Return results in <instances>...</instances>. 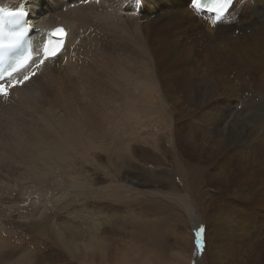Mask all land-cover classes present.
I'll return each mask as SVG.
<instances>
[{
	"label": "rangeland",
	"instance_id": "obj_1",
	"mask_svg": "<svg viewBox=\"0 0 264 264\" xmlns=\"http://www.w3.org/2000/svg\"><path fill=\"white\" fill-rule=\"evenodd\" d=\"M181 1L184 4L180 7L166 5L168 7L166 12L173 14L171 18L161 14L158 6L155 8L144 6L137 12L140 24L143 25V39L148 46L146 63L153 67L150 74L155 76L154 79H157L158 73L164 80L157 82L164 100L160 93L154 91L150 93L151 102H143V99L133 106H126L125 102L119 101L109 112L112 118L117 119L120 128L135 109L146 117H153L155 111L150 113L146 106L152 103L155 107L162 103L161 109H157L161 121L154 124L153 133L158 131L157 136L166 154L158 152L160 156H157L155 150L149 147L151 146L149 143L146 146L149 151H146L158 158L143 160L141 153L144 149L137 146H144V142L133 141L136 144L134 154L124 151L114 165H106L103 160L100 165L84 160L77 161L79 158L73 157L74 164L65 168V171L51 158H39L40 161L35 163L34 167H28L23 174L30 176L31 179L23 180L24 184L34 185L40 199L54 198L51 199L53 211L50 213L54 215L52 217L57 227L60 226L61 229L68 225V229L82 234L74 240V246L70 247L71 251H74L71 252L70 249L67 250L68 246L62 247L63 244L59 246V242L56 244L52 231L44 234L46 230H41L40 234L37 232L38 235L29 231L32 223L29 226L20 225L17 230L20 248L25 244L27 247H35L32 252L33 255L36 254L33 257L35 260L33 264H195L196 258L201 255L205 256L202 264H264V173L253 174L249 168L242 177L237 178L238 165L230 154L232 153L230 146L226 148L227 153L224 150L220 152L217 148V143L227 144L225 137L235 138L234 142H229L233 146L240 138L230 135L232 128L229 121L242 128L245 136L246 130L248 133L250 130L244 129V123H249L247 126L250 127L252 118L256 117L254 114L256 109L262 114L264 121V69L260 68L261 64L258 62L260 66L256 67L253 74L242 77L245 70L240 71L238 64L245 58L240 56L237 60L225 56L222 62L226 66L222 70L210 69L209 66L206 67V63L213 62L215 56L213 53L209 58L203 54L205 52L198 53L200 61L203 59L205 62L200 67L201 63L196 60H184L189 48L191 49L189 52L196 49L197 46H192L194 44L186 48L184 59L180 57L178 55L180 48L176 49L173 45L179 41V35L181 38L180 30L190 27L193 18L187 0ZM236 11L239 15L241 9L237 7ZM127 14L126 8L119 10L123 21ZM206 22L207 20L201 23ZM203 27L200 29V26L196 25L192 31L193 35L197 36ZM170 42L174 50L171 49ZM185 42L191 44L194 40L191 43L188 40ZM222 43L224 45L225 42ZM74 49L78 50V47L75 46ZM249 54L251 55L246 54L248 60H258L257 55ZM231 57L235 59L236 53L233 52ZM58 62H54L52 66L57 67L60 63ZM195 67L206 69L205 74L201 75L203 71ZM170 69L176 71H172L176 79L185 82L182 88L176 86L175 79L171 81L164 78V75L170 74ZM216 70L218 81L211 85L209 74H215ZM227 107L233 108L234 113L231 111L230 115L224 118L225 121L221 120L222 117L212 120H220V135L211 137L208 127L212 126L208 124L205 126L207 131L201 137L204 128L201 126L205 123L198 119L201 113L205 110L207 113L217 114ZM4 109L5 107L0 108V111ZM1 117L2 120L8 118L6 114ZM257 131L260 133L254 139L250 136L244 139L241 144L242 150L250 151V144L258 140L257 137L259 139L264 137V125H259ZM151 138L154 137L148 136L150 142ZM190 145L196 149L192 150ZM196 145L201 149L198 150ZM262 165L264 166V162ZM145 169L152 172L150 177L145 178L148 174L145 173ZM60 170L66 177L63 180H49L45 174L50 171L61 172ZM141 173L143 179H140V182L130 183V179L139 178ZM155 177L160 180H155ZM48 188L50 193L46 192ZM214 191L218 196L210 199L211 192ZM193 217L197 218L194 224L204 222L206 229L208 219L210 220L208 227L210 244L207 249L205 234L204 253L193 250L194 239L191 234L194 226L191 225ZM92 229L93 234L90 233ZM90 234L98 238L103 246L102 250L93 249L95 241L89 240ZM36 250L38 251L35 252ZM88 257L95 258L92 260Z\"/></svg>",
	"mask_w": 264,
	"mask_h": 264
},
{
	"label": "bare ground",
	"instance_id": "obj_2",
	"mask_svg": "<svg viewBox=\"0 0 264 264\" xmlns=\"http://www.w3.org/2000/svg\"><path fill=\"white\" fill-rule=\"evenodd\" d=\"M0 3L5 6H16L19 3L26 5L29 21L33 26L35 48L42 47L46 31L55 25L60 24L67 29L66 42L58 55L46 60L40 57L36 58L33 63L28 64L9 80V83L13 81H23V83H17L15 87H11L6 97L0 96V108L5 107L0 111V264H33L35 261L33 257L36 254L33 255L32 252L35 247H27L25 244L26 246L23 245L20 248L21 242L17 236L20 225L29 226L32 223L29 231L34 234H40L41 230H46L43 232L44 234H47V231H52L56 244L59 242V246L61 244H63L62 247L68 246L67 250L74 246V240L82 234L76 230L68 229V225H64L60 229V224H58L59 227H57V223L53 221V214L50 213L53 211L51 199L54 198L40 199L34 190V185L25 186L24 184L23 180L31 179L30 176L23 174L28 167H34L35 163L40 161L39 158H51L60 164V169L65 171V168L74 164L73 157L79 158L77 161L84 160L100 165L103 160L106 165H114L124 151L132 154L134 149L136 150L135 141L139 143L142 141L145 144L137 146L144 149L141 153L143 160L158 158L157 156H160L158 152H164L160 138L157 136L158 131L153 133L154 124L161 121L158 118L159 111L157 112V109H161L162 103L155 107L152 103L146 106L150 113L155 111L153 117H146L135 109L130 113L127 122L120 128H118L117 119L112 118L109 112L118 105L119 101L125 102L126 106H133L143 99V102H151L149 100L152 97L150 93L154 91L160 93L163 99V92L157 83L163 79L159 77L158 73H156L157 79H154L155 76L150 74L153 67L146 63L148 46L143 39V25L140 24V16L137 15V12L144 6L154 8L158 6L161 14L170 17L173 14L166 12L168 8L166 5L180 7L184 2L181 0H0ZM237 7L241 9L239 15L236 11ZM121 8H126L128 13L124 21L119 15ZM191 13L193 18L190 27L187 26L180 30L182 39L180 35L181 40L177 36L179 41L173 45L176 49L180 48L178 53L180 57L183 58L186 48L194 44L192 46H197L196 49L189 52L191 50L189 48L188 54H185L186 58L183 59L186 61L196 60L201 63L200 67L205 62L203 59V62L200 61L201 57L198 56V53L205 52L206 54H203L209 58L213 53L215 56L213 62L206 63V67L209 66L210 69L222 70L226 66L222 62L225 56L231 60H237L238 56L245 58L238 64L240 71L245 70L242 77L246 74L249 76L253 74L256 67L260 66L257 64L258 62L261 64L260 68L264 69V0H234L222 22L215 24L212 23V16L206 15L207 22L204 24L201 23L205 21L202 17L194 14L192 10ZM196 25H199L200 29L204 27L197 36H194L192 31L195 30ZM236 30L239 32L236 33ZM187 40L190 43L193 40L194 42L189 44L185 42ZM222 42H225L224 45ZM170 45L174 50L171 42ZM75 46L78 47V50L74 49ZM82 46L85 48L81 49ZM72 49L74 50L68 53ZM230 50L232 52H228ZM233 52L236 53L235 59L231 57ZM248 53H251L250 56L257 55L255 57L258 60L256 61V58L255 61L248 60L246 55ZM195 55L198 57H194ZM167 56L171 57L172 55ZM41 60L44 62L41 63ZM57 61L60 62H58V66H52ZM200 67H195V69L203 71L200 73L201 75L205 74L206 69L202 70ZM217 70L215 74H209L211 85L218 81ZM172 71L176 72L174 69H170V74L164 75V78L171 81L175 79L176 86L182 88L185 82L182 79H176V75ZM25 76H28L29 79L25 80ZM261 86L263 85L261 84ZM159 99L161 100V98ZM232 109L227 107L226 110H220L217 114L207 113L204 110L198 117L199 120L205 121L201 126L204 127L201 137L207 131L205 126L208 124L212 126L208 127L212 134L211 137L216 134L220 135V120H212L221 117V120H224L231 111L233 112ZM257 111L256 109L254 113L256 117L252 118L250 127L247 126L249 123H244V129L250 130V133L246 130V136L242 128L236 126L234 122H228L232 128L230 135L236 138L240 137L234 146L229 142L235 138L230 137L224 138L227 144L217 143L220 152L224 150L227 153L226 148L230 146V151L232 150L230 154L233 159H236L235 163L237 162L238 165L236 167L238 169L237 178L238 176L242 177L249 168L252 169L253 174L264 173L262 165L264 162V137L262 139L257 137L258 140L250 144V151L242 150L241 146L249 136L254 139L260 133L257 131L258 126L264 125L263 116ZM4 114L8 118L2 120L1 116ZM208 135L210 134L208 133ZM140 136L142 137L138 139ZM148 136L154 137L151 138L152 142ZM149 143L151 144L149 147H152L151 150H155L157 156L147 152L149 149L147 150L146 146ZM196 146L198 150L201 149L199 145ZM190 148L196 149L193 145H190ZM60 171L56 173L50 171L45 174L49 180H63L66 177L62 170ZM145 173H148L145 178L152 175V172L150 173L147 169H145ZM142 174L137 179H130V183L140 182V179H143ZM165 179L166 177H164ZM155 180L160 179L155 177ZM46 192L50 193L51 191L48 188ZM211 194L210 199L218 196L216 191ZM28 199L29 201H27ZM188 209L191 211L190 207ZM195 221L197 218L193 217L191 225ZM196 225L197 223L191 229L193 239ZM208 227H210L209 219L205 233L207 249L210 244ZM93 231L92 229L90 233ZM92 234L89 235V240L95 241L93 249L102 250L101 242ZM20 238L22 237L20 236ZM30 242L32 243V241ZM199 251L204 253L205 250ZM84 257L87 258L85 255ZM95 257L88 258L93 260ZM203 257L205 256L201 255L198 259L196 258L195 264H202Z\"/></svg>",
	"mask_w": 264,
	"mask_h": 264
},
{
	"label": "snow or ice",
	"instance_id": "obj_3",
	"mask_svg": "<svg viewBox=\"0 0 264 264\" xmlns=\"http://www.w3.org/2000/svg\"><path fill=\"white\" fill-rule=\"evenodd\" d=\"M234 0H191V3L196 11H206L210 16L214 17L212 23L215 24L219 20L225 17V15L229 12L231 5L233 4ZM25 15L23 9L18 10H6L0 9V32H2L5 25H11L19 23L20 19ZM23 33H19L16 36V39H19ZM53 37H55L59 42L55 46H50L48 42L44 44V57L45 59L55 57L58 55L59 51L62 47V39L66 36V32L64 28L58 27L54 29L51 33ZM44 60H41L43 63ZM34 75V74H33ZM3 77L0 76V80ZM25 80L29 79L28 76L24 77ZM17 83H23V81H13L9 84L0 83V96L6 97L8 95V91L11 87H14ZM204 229L201 227L199 231H197V250L200 249L201 244V234L203 233Z\"/></svg>",
	"mask_w": 264,
	"mask_h": 264
}]
</instances>
